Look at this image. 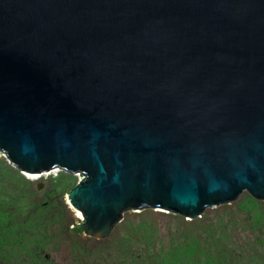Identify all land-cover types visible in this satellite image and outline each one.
I'll return each instance as SVG.
<instances>
[{
    "label": "water",
    "instance_id": "1",
    "mask_svg": "<svg viewBox=\"0 0 264 264\" xmlns=\"http://www.w3.org/2000/svg\"><path fill=\"white\" fill-rule=\"evenodd\" d=\"M0 152L97 239L264 200V0H0Z\"/></svg>",
    "mask_w": 264,
    "mask_h": 264
},
{
    "label": "rangeland",
    "instance_id": "2",
    "mask_svg": "<svg viewBox=\"0 0 264 264\" xmlns=\"http://www.w3.org/2000/svg\"><path fill=\"white\" fill-rule=\"evenodd\" d=\"M81 177L20 171L0 152V226L11 224L0 235V264H264V200L247 191L194 219L129 207L97 239L69 229L79 220L67 195Z\"/></svg>",
    "mask_w": 264,
    "mask_h": 264
},
{
    "label": "trees",
    "instance_id": "3",
    "mask_svg": "<svg viewBox=\"0 0 264 264\" xmlns=\"http://www.w3.org/2000/svg\"><path fill=\"white\" fill-rule=\"evenodd\" d=\"M41 206H43L44 204H40ZM11 224H7V225H4V226H0V235L3 236V235H6V236H9L10 234H6L5 232V228H8ZM70 231H73L75 233H78V234H81L83 232V230H80L77 228V225L75 224L74 227L71 229L69 228Z\"/></svg>",
    "mask_w": 264,
    "mask_h": 264
},
{
    "label": "bare ground",
    "instance_id": "4",
    "mask_svg": "<svg viewBox=\"0 0 264 264\" xmlns=\"http://www.w3.org/2000/svg\"><path fill=\"white\" fill-rule=\"evenodd\" d=\"M31 177L35 179V178H37V177H39V176H37V175H33V176H31ZM68 202H69V201H68ZM75 217H76L77 219L83 218L81 212H80V211H77V210H75Z\"/></svg>",
    "mask_w": 264,
    "mask_h": 264
},
{
    "label": "clouds",
    "instance_id": "5",
    "mask_svg": "<svg viewBox=\"0 0 264 264\" xmlns=\"http://www.w3.org/2000/svg\"><path fill=\"white\" fill-rule=\"evenodd\" d=\"M81 175H82V174H81ZM29 177H30V180H32V177H31V176H29ZM82 178H83V175H82V177H81V180H82ZM81 180H80V181H81ZM80 181H79V182H80ZM160 210H161V209H160ZM160 212H165V211L161 210ZM80 219H82V218H80ZM78 220H79V219H78ZM77 224H78V223H77ZM77 224H76V225H77ZM83 232H84V231H83Z\"/></svg>",
    "mask_w": 264,
    "mask_h": 264
}]
</instances>
